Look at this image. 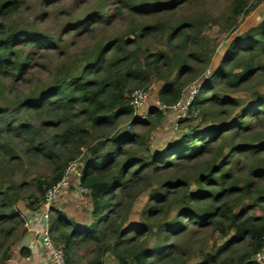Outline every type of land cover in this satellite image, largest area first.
I'll use <instances>...</instances> for the list:
<instances>
[{
    "label": "trees",
    "instance_id": "16d2710c",
    "mask_svg": "<svg viewBox=\"0 0 264 264\" xmlns=\"http://www.w3.org/2000/svg\"><path fill=\"white\" fill-rule=\"evenodd\" d=\"M182 2H129L132 17L142 22L131 32L132 38L99 42L83 52L84 60L75 66L73 75L56 78L19 101L16 109L28 121L6 124L7 108L0 103V161L6 166V172L0 174L21 172L20 149L29 160L51 164L52 176L46 182L28 180L27 175L16 183L8 177L2 179L0 264H8L14 257L25 234L24 221L15 209L17 202H27V209H40L47 191L83 152L85 158L77 167L81 174L78 188L89 192L88 223L77 225L61 212L50 218L51 239L62 249L65 264H106L107 259L116 264H192L191 246L174 240L200 231L225 239L231 232L233 235L214 254L198 247V264H260L253 258L264 243V134L258 133L264 122V97L236 113L239 106L221 93L238 89L264 72V21L253 35L230 44L211 78L194 95L190 112L200 115L198 126H191L164 151H146L145 160L121 161L129 157L128 146L135 142L131 134L115 138L117 125L128 119L135 122L128 95L144 90L149 99L151 84L157 82L158 104L170 108L180 101V81L193 75L190 55L180 57L187 27L159 20L174 13ZM243 3L236 1V15L241 14ZM21 5L19 0H0V76L5 78L27 72L34 52L48 54L57 43L33 31L5 27L3 21ZM102 19L94 17L98 22ZM149 19L154 23H146ZM93 22L87 19L76 25L74 33H92ZM163 34H167V51L149 54L141 50L142 41ZM162 116L158 108L147 110L150 121ZM33 117L40 122L36 127L30 125ZM39 132L48 136L47 142L38 141ZM139 186L152 189L133 222L134 201L117 200L129 197ZM32 188L36 193H31ZM37 197L39 201H30ZM255 211L261 215L256 216ZM244 243L247 249L236 256L237 247ZM80 251L88 254L84 263L76 261ZM28 255L26 249L19 250L20 257Z\"/></svg>",
    "mask_w": 264,
    "mask_h": 264
},
{
    "label": "rangeland",
    "instance_id": "374dc122",
    "mask_svg": "<svg viewBox=\"0 0 264 264\" xmlns=\"http://www.w3.org/2000/svg\"><path fill=\"white\" fill-rule=\"evenodd\" d=\"M19 1H22L20 10L3 21L5 27L33 31L39 35L51 37L57 43L53 45L51 52L48 54L37 52L38 50L34 52L37 54L32 58L30 57V67L27 72L17 75L16 78L0 76V84L3 85L0 92V103L7 108L4 120L6 124L18 122L19 120L28 121L29 119L26 118L25 114H20L16 109L19 101L27 99L42 87L53 84L56 78L62 80L64 77L73 75L75 66L78 67V63L81 64L84 60V51L89 50L99 42L107 43V41L119 37L132 38L131 32L142 25L141 20L133 18L127 9L129 2L135 4L139 0ZM236 1L238 0H183L181 4L177 5L174 13L159 18L162 23L171 26L184 25L187 27L185 30L186 36L181 38L184 47L180 52V57L187 56L188 58L190 55L188 65L192 68L193 75L186 76L179 84L181 85V93L185 92V95H188L183 96L175 106L166 109L159 105L157 101L156 93L160 84L157 82L151 84L150 97L147 102L150 108H158L163 116L161 119L154 121H150L147 117L143 121L136 120L135 122L128 119L116 126L115 138L127 134L135 137V142L128 146L130 149L129 157H123L121 159L122 164L127 159L145 160L147 157L146 151L148 150L154 152L164 151L169 146L174 145L181 134L187 133L191 126H198L201 121L200 115L198 112H190V105L193 102L194 95L198 92V90H194L195 85L199 84L201 89L204 82L209 77L211 78L214 70L224 58L230 44L236 39L253 35L252 31L264 21V0H244L239 15L234 13ZM96 15L103 19L100 22L95 21L94 17ZM87 19L94 21L91 26L92 33L85 34L82 31L74 33V27ZM146 23L152 24L154 20H146ZM166 42L167 34L156 35L142 41L141 50H145L149 54L167 51L169 47ZM175 76L176 74L171 79H175ZM221 94L225 98L235 101L239 106L236 113H239V109L249 105L257 97H264V72H258L249 82L239 86L238 89L223 90ZM206 96L208 97V94ZM143 122L148 123L142 125ZM39 124L40 122L36 120V117L30 120V125L34 127ZM258 133H260L259 135L264 134V122ZM37 138L38 141H48V136L42 132L38 133ZM4 139L3 136L2 141ZM18 153L23 160L21 172L15 173L14 176L0 174V184L4 183L5 180L2 179L7 177L10 180L13 179L16 183L21 180L23 175H27L26 179L28 180L42 178L41 180L46 182L51 179V164L44 162L42 159L29 160L23 156L20 149ZM85 155L86 153L83 152L82 156L74 162L75 166L79 167L82 164ZM2 163L0 161V171L5 173L6 169L4 167L6 166ZM68 183L69 186L64 192L70 194V197L62 199V207L58 205L59 200L54 204L55 209H52L51 215H49V226L51 216L55 212H60L59 208L65 207L63 208L65 212L61 213L67 214L81 213L90 209V199L77 190V182L73 175H69ZM150 184L155 187L156 183L151 182ZM142 188V186H139L129 197L122 196L117 200L134 201V215L131 218L133 222L136 221L152 189L150 186H147L146 189ZM30 191L36 193L33 188ZM30 201H39V197ZM26 203L19 201L15 206L23 221L30 213L36 217L42 213V207L38 210H35V208L27 209ZM254 214L258 216L261 215V212L255 211ZM190 235L184 234L182 237L176 238L174 243L181 246L189 244L192 248L188 247L194 252L191 256L192 264H198L200 250L198 247L202 251L206 250V252L214 254L233 235V232L226 239L211 231H200L195 236ZM247 247V243L237 247L236 256L244 252ZM86 257L88 258V254L84 256V251H80L76 256V261L80 260L84 263ZM225 263L229 264V262Z\"/></svg>",
    "mask_w": 264,
    "mask_h": 264
},
{
    "label": "built area",
    "instance_id": "2783aa9c",
    "mask_svg": "<svg viewBox=\"0 0 264 264\" xmlns=\"http://www.w3.org/2000/svg\"><path fill=\"white\" fill-rule=\"evenodd\" d=\"M200 89L199 84L195 85L194 90L197 91ZM186 93H181V98L187 96ZM190 95V94H189ZM148 92L144 90H136L131 93L129 96V105L133 109L134 120L143 121L147 117V111L145 110V104L147 103ZM179 101V102H180ZM178 102V103H179ZM177 103V104H178ZM188 105V104H187ZM165 108V107H164ZM167 109V108H166ZM144 110V112L142 111ZM133 120V119H132ZM75 163L68 165L67 171L64 174L63 178L52 186L47 193L45 194L44 203L42 205V213L40 214V218L42 219L43 226L40 230V238L43 246L44 253L48 255L50 258L51 264H64V254L61 248L57 247L52 239L51 233L49 231V215L51 213L50 208L51 205L57 200L59 195L68 188L69 186V175H73L77 182V190L85 196L89 195V192L84 189H80L79 180H80V172L75 166ZM254 261L263 264L264 261V243L263 249L261 252L256 254L253 258Z\"/></svg>",
    "mask_w": 264,
    "mask_h": 264
},
{
    "label": "crops",
    "instance_id": "0c3cea01",
    "mask_svg": "<svg viewBox=\"0 0 264 264\" xmlns=\"http://www.w3.org/2000/svg\"><path fill=\"white\" fill-rule=\"evenodd\" d=\"M148 102L145 104V110L149 109ZM144 112V110H142ZM77 188V187H76ZM70 197L66 192H62L57 200H59L58 205L61 206L63 198ZM88 197V196H85ZM89 199V197H88ZM66 200V199H65ZM57 201H55L56 203ZM65 202V201H64ZM90 206V205H89ZM65 208V207H63ZM59 208L60 212H65V209ZM58 209V208H57ZM90 209H88L89 211ZM86 210L81 213L74 212L73 214H65L68 220L74 221L77 225H85L88 223ZM25 222V234L18 241L14 249V257L8 262V264H51L50 258L44 253L41 238L40 230L43 226V221L40 218V215L34 216L31 213L26 216ZM26 249L29 252V255L26 257L19 256V250ZM106 264H116L111 259L105 260Z\"/></svg>",
    "mask_w": 264,
    "mask_h": 264
},
{
    "label": "water",
    "instance_id": "95a60500",
    "mask_svg": "<svg viewBox=\"0 0 264 264\" xmlns=\"http://www.w3.org/2000/svg\"><path fill=\"white\" fill-rule=\"evenodd\" d=\"M57 201V200H56ZM55 202L51 205V208H50V211H52V209H55L54 207H55Z\"/></svg>",
    "mask_w": 264,
    "mask_h": 264
},
{
    "label": "clouds",
    "instance_id": "9594fccd",
    "mask_svg": "<svg viewBox=\"0 0 264 264\" xmlns=\"http://www.w3.org/2000/svg\"><path fill=\"white\" fill-rule=\"evenodd\" d=\"M51 215V214H50ZM50 227V226H49Z\"/></svg>",
    "mask_w": 264,
    "mask_h": 264
}]
</instances>
